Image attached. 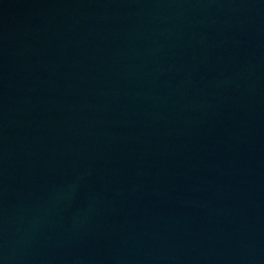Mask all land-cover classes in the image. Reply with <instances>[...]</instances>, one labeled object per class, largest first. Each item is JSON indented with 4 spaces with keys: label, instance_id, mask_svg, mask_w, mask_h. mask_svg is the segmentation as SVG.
<instances>
[{
    "label": "water",
    "instance_id": "1",
    "mask_svg": "<svg viewBox=\"0 0 264 264\" xmlns=\"http://www.w3.org/2000/svg\"><path fill=\"white\" fill-rule=\"evenodd\" d=\"M0 264H264V0H0Z\"/></svg>",
    "mask_w": 264,
    "mask_h": 264
}]
</instances>
